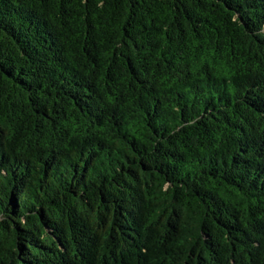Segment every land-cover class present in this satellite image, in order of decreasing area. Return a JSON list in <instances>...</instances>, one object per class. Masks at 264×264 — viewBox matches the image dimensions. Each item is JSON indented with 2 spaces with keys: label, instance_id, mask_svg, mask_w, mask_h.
I'll list each match as a JSON object with an SVG mask.
<instances>
[{
  "label": "trees",
  "instance_id": "16d2710c",
  "mask_svg": "<svg viewBox=\"0 0 264 264\" xmlns=\"http://www.w3.org/2000/svg\"><path fill=\"white\" fill-rule=\"evenodd\" d=\"M0 264H264V0H0Z\"/></svg>",
  "mask_w": 264,
  "mask_h": 264
}]
</instances>
